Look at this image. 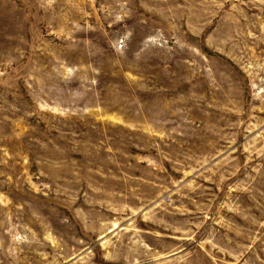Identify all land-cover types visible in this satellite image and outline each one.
<instances>
[{
  "label": "rangeland",
  "instance_id": "1",
  "mask_svg": "<svg viewBox=\"0 0 264 264\" xmlns=\"http://www.w3.org/2000/svg\"><path fill=\"white\" fill-rule=\"evenodd\" d=\"M0 264H264V0H0Z\"/></svg>",
  "mask_w": 264,
  "mask_h": 264
}]
</instances>
